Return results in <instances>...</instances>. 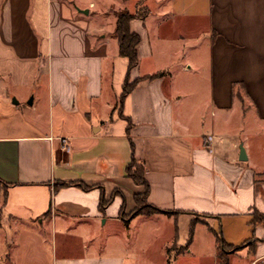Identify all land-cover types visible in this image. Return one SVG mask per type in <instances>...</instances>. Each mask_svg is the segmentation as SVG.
Masks as SVG:
<instances>
[{
    "label": "crops",
    "instance_id": "0c3cea01",
    "mask_svg": "<svg viewBox=\"0 0 264 264\" xmlns=\"http://www.w3.org/2000/svg\"><path fill=\"white\" fill-rule=\"evenodd\" d=\"M103 1L106 28L81 22L101 0H0V264H264V168L216 119L205 130L166 66L190 73L204 39L221 125L248 99L264 119V0ZM140 6L129 78L156 76L121 102L116 22ZM133 154L165 212L125 220L145 191Z\"/></svg>",
    "mask_w": 264,
    "mask_h": 264
},
{
    "label": "rangeland",
    "instance_id": "374dc122",
    "mask_svg": "<svg viewBox=\"0 0 264 264\" xmlns=\"http://www.w3.org/2000/svg\"><path fill=\"white\" fill-rule=\"evenodd\" d=\"M109 6L110 5L105 4V2L101 0V4H98V7L95 8L99 13H96L93 9L91 14L85 18L86 21H81L82 24H87L92 28H106L110 19L113 18ZM202 43L201 55L199 58L194 56L195 62H192V71L190 73L185 74L182 72V68L185 64L184 62L171 61L166 63L168 70L173 75L180 88H182V82H186V91L189 93H183L184 104L186 106L192 105L196 112V116L201 114L204 117L205 130H211L212 123L214 119H216L215 132H230L232 136H237V140L245 142L251 161L255 163V166L262 169L264 168V119H259L256 114L255 106L248 99L250 102L247 100L246 106L250 108L245 116H242V106L241 103L237 101L231 116H229L231 120L230 127L221 125L222 120H225V118L211 101L210 61L207 53L205 54L206 46L204 39ZM258 171H260V169ZM261 175L263 176L264 173H261ZM217 230L222 232V227L218 225ZM11 231L12 230H10L9 233L10 240L13 234H11Z\"/></svg>",
    "mask_w": 264,
    "mask_h": 264
},
{
    "label": "trees",
    "instance_id": "16d2710c",
    "mask_svg": "<svg viewBox=\"0 0 264 264\" xmlns=\"http://www.w3.org/2000/svg\"><path fill=\"white\" fill-rule=\"evenodd\" d=\"M148 15V9L145 6H140L135 13L130 11H123L118 15L116 22L115 35L118 38L119 42V54L123 57H126L129 61L128 64V76L123 85V91L121 94V102L127 97V95L133 90V88L140 82L142 79L153 78L156 75L140 77L134 81H130L129 74L133 68L139 64L138 50L137 46L140 42V35L137 32H133L130 27L131 20L135 18L145 19ZM128 122V128L131 127V122L128 117H125ZM127 176L132 178L133 181L137 184L145 186V191L143 193H138L135 195L136 207L133 211L128 214L124 213L125 205L123 204L121 209V214L125 220H128L138 214H150L155 212H165L162 209L150 204L148 202V195L150 192V185L145 178V167L143 164L139 163L135 158L134 154L131 158L130 163L127 166ZM65 184V183H64ZM89 188V187H86ZM119 190H115V194L119 193ZM121 193V192H120ZM108 203V200L104 196L101 198V207H104ZM254 217L252 223L264 222V214H260L257 211L253 213ZM220 241V257L224 258L227 244L219 237ZM224 242V243H223ZM224 261V260H223ZM222 264V263H221Z\"/></svg>",
    "mask_w": 264,
    "mask_h": 264
},
{
    "label": "water",
    "instance_id": "95a60500",
    "mask_svg": "<svg viewBox=\"0 0 264 264\" xmlns=\"http://www.w3.org/2000/svg\"><path fill=\"white\" fill-rule=\"evenodd\" d=\"M239 159L242 160V161L247 160V154H246V151H245V148H244L243 144L240 145V156H239Z\"/></svg>",
    "mask_w": 264,
    "mask_h": 264
}]
</instances>
